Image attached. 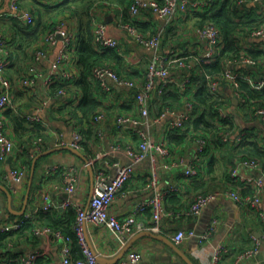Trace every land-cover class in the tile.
I'll list each match as a JSON object with an SVG mask.
<instances>
[{
    "label": "crops",
    "instance_id": "0c3cea01",
    "mask_svg": "<svg viewBox=\"0 0 264 264\" xmlns=\"http://www.w3.org/2000/svg\"><path fill=\"white\" fill-rule=\"evenodd\" d=\"M22 1L24 6L31 8V10L32 7L36 8L35 13H37L36 10L40 13L37 8L42 10V12L44 11L43 15H47L49 10H51L50 6L44 7L45 5L38 3L37 0ZM248 5L253 6L260 12H264V4L253 3ZM192 11L189 10L175 18L173 22L168 23L152 12H145L141 16L133 17L129 10L130 20L128 21L138 20L143 23L141 29L145 34L149 35L158 32L161 35L160 45L163 53L174 54L177 52L180 55H191L205 51L207 47L206 42L201 40L194 32L196 18L192 15L193 13H190ZM11 13L10 0H2V3H0V31L6 32L11 37V50L14 53L15 62L8 69V74L14 87L13 105L4 110L0 109V113L5 116L9 134L14 138L17 149L11 155L12 161L7 160L3 171L0 173V224L9 220L20 219L25 213L37 208L41 211L42 205L46 202L42 196L43 192L49 194L48 199L54 205L60 206L62 202L70 197L79 204L87 206L91 197L90 165L93 167L95 175L98 167H103L108 172L113 173L112 162L115 160L123 164L133 162L125 151H117L113 149V145L118 143L124 145L127 142L135 143L138 140L137 135L131 130H118L115 126L114 117L118 114L140 115L139 105L135 99V91L133 89L114 86L115 90L107 93L98 84L99 88L96 90L98 81L91 74L89 75L90 79L94 83L97 81L94 86L96 90L95 96L104 103L103 109L100 110V112L105 114L103 124L96 122L95 119L91 123L83 122L80 119L72 121L70 115L59 112L58 105L67 101L72 92L68 91V95L58 97L56 93L52 94L50 92V83L52 81H47L46 79L56 71L55 61L61 42L54 46H46L48 56L39 62L34 84L32 86H24L21 83V77L29 74L28 70L34 63L35 49L44 36L42 35L36 41L38 37L34 39V34L30 31L16 35L17 31L13 27L15 24L14 19H17L21 24L24 21ZM90 13L92 18V14H94L95 17L105 20L108 24L109 33L120 40V46L117 50L121 60L106 59L104 62L109 63L127 77L143 80L152 52L137 43L128 31L120 26V22L124 19L123 7L110 1H98L90 9ZM63 17L61 16L59 19ZM62 21H64L62 27L64 31L69 30L72 25L76 27V32L79 31L78 18L56 20L57 24ZM34 27L30 28L33 33H35ZM42 27L39 26V30ZM23 42L32 43V46L24 48L21 46ZM247 43L251 48L260 49V46H264V38L249 37ZM77 65L71 62L65 64L67 69L75 74L74 80L81 76ZM260 70V73L264 72V65ZM172 71L177 74L176 69ZM179 75L181 74L179 73ZM224 92L225 96H228L233 102L229 107L231 116H234L242 128H256V132L260 131L261 141L264 145V120L255 115H250L246 118L245 116L249 112H244L240 106V101H234L235 97L231 88L224 86ZM156 93L152 97L151 105L154 101L156 102ZM184 100L185 97L181 103H176L174 107L182 109ZM9 108H13L14 111L24 116L26 122L23 125H17L16 121L5 114ZM151 110V114L153 113L152 115H154L157 107L153 105ZM36 112L42 117L40 121H32L27 118L28 114ZM35 123H40L46 129L45 132L42 131L44 133L38 135L43 137L42 150L33 147L34 140L38 136L33 138L32 143L29 142V139L37 129ZM75 123L85 129L98 127V131L101 125L105 124V128H103L105 129L104 135L87 132L81 138L83 146L79 149L87 156L88 161L70 149L63 147L70 144ZM146 129L155 138L166 137L168 139L170 132L167 130L165 121L160 124L152 123ZM241 132L235 129L232 131V135H237ZM198 137L194 136L186 139L185 142L178 145L170 144L172 154L169 158L160 160L159 163L162 166L159 168L158 182L155 187L149 186L152 179L151 161L145 159L138 163L133 162L135 167L133 176L124 188L118 192L110 205V210L116 212L120 217H124L133 210L138 202L149 199L154 192L178 193L181 196V202L170 203V211L173 214L164 215L160 230L153 232L174 241L173 236L179 230L194 231L193 235L187 236L182 243L178 244L194 261H197L198 264H209L212 250L218 245H223L225 247L224 262L226 264H234L236 257L240 253L255 246V237H261L264 233V219L261 218L258 210L247 203L239 204L229 197H220L205 206L200 216L193 217L188 214L191 208L190 204L198 193L218 189H233L244 197H248L253 190V186L248 184L244 177L249 175L258 176L261 173L259 170L243 166L238 169L237 174H234V169L240 159L234 156L230 159V151H226L231 149L230 146H233L234 142H229V144H226L227 148L223 149V147L215 145L209 140L207 149L201 157L199 173L195 176H185L183 174L185 168L197 155L198 144L196 139ZM60 142L65 144H60ZM21 146H25V150L22 151L20 149ZM59 147L63 148L45 154L37 160L32 183V187L34 186L35 189L32 190L31 188L27 209L24 214H20L25 205L24 199L28 190L32 165L28 176L22 181H15L6 175V172L14 164L24 161V156L26 155L34 156L35 152L39 154V152ZM260 162L264 168V163L261 160ZM166 163H168V167L165 166ZM53 164H60L62 167L68 165L78 166L79 179L75 192L70 195L66 192L61 172L46 176L47 168ZM5 189L9 191L11 198ZM53 208L55 207L50 209ZM59 208L61 210L60 218H62L66 209ZM262 208L264 209V190ZM35 218L31 222H35ZM139 219L146 224H150L151 211L147 210L145 213L140 214ZM214 219L218 220L216 229L209 233ZM36 223L39 224L40 222ZM88 230L90 243L99 254V259H102V261L99 260V264H119L120 260L127 257L132 250L142 253V258L138 264H188L163 238L140 235L139 232L141 231H139L133 234L125 245H121L104 225L89 223ZM206 234L207 236L204 237ZM11 241L7 250L8 254L4 258L5 264H21L20 257L22 254L36 251H38V255L35 264H38L39 258L45 262L44 264H62L60 242L51 234L34 235L33 231L28 229L22 237L14 233ZM129 244L130 247L126 250ZM261 248L264 250V240L260 246ZM124 251L125 253H123ZM256 264H264V261Z\"/></svg>",
    "mask_w": 264,
    "mask_h": 264
},
{
    "label": "built area",
    "instance_id": "2783aa9c",
    "mask_svg": "<svg viewBox=\"0 0 264 264\" xmlns=\"http://www.w3.org/2000/svg\"><path fill=\"white\" fill-rule=\"evenodd\" d=\"M44 2L53 3L58 0H42ZM217 0H133L130 5V13L133 17L143 15L145 12H152L160 19L166 22H173L175 18L184 14L189 10H204L212 2ZM2 3V0H0ZM241 5L261 3L264 0H238ZM11 10L13 15L22 19L26 24H31L35 20V13L24 6L22 0H10ZM264 8V5H263ZM92 18V28L94 34V45L97 48L111 47L118 48L120 40L109 33L108 24L105 20L95 17ZM64 24L60 22L56 28L44 35L39 42L34 53V63L28 70V75L21 77V83L24 86H32L35 82L38 73L39 62L48 56L47 45L54 46L61 42L59 53L55 61L56 71L51 74L46 80H61L66 82H73L75 74L65 64L71 62L77 65V55L75 47L76 27L72 25L69 30L62 29ZM120 26L128 31L134 40L140 45L144 46L152 52L151 58L146 66L145 78L138 80L132 77H127L117 71L112 65L107 62L97 63L92 67V75L100 83V86L106 92H112L114 86L126 87L135 91V99L139 105L140 115L132 114H118L114 117L115 126L118 130H131L137 135V142H127L123 144L113 145V149L117 151H125L133 162L138 163L145 159L151 161V181L149 186L155 187L158 182L159 168L162 166L160 160L169 158L172 154L170 141L166 137L155 138L151 132L146 129L152 123L160 124L165 121L167 123V130L175 128H182L186 122L196 112L197 109L194 101L189 100L187 94L188 84L191 82L190 74L194 69V64L202 62L204 64H212L215 57L221 52L224 46V35L219 26L212 22H208L203 26L194 28L195 34L206 42V50L197 54L180 55L176 53H163L161 51V35L156 32L152 34H145L140 31L135 25L129 22H120ZM245 32H238V37L242 38L244 48L250 47L247 40L243 37ZM249 37L264 38V25L254 27L248 34ZM11 37L6 32L0 31V109L4 110L13 105L14 87L11 78L8 76V68L13 61V54L11 50ZM264 49V46H260ZM262 60L250 56L247 51H243L238 57L225 59V68L223 72L218 75L206 74L207 85L212 94L216 96H225L224 86H228L233 91V95L238 101L245 104L242 107L244 112H249L255 116H259L264 120V104L249 103L244 97L240 81L243 79L247 81L254 89L261 90L264 88V72ZM244 68H251L254 71L242 70ZM173 69L177 70V74L173 73ZM59 71V72H58ZM179 73L181 75H179ZM171 84H176L182 92H185L184 106L178 109L174 106H166L160 113L151 114V100L156 92H161ZM68 95L66 88H60L56 96L60 97ZM237 101V102H238ZM230 105L226 102L218 103L215 109L222 116H229ZM154 116V117H153ZM153 117V118H151ZM27 118L32 121H40L42 117L38 112L30 113ZM96 122L103 124L105 114L98 112L94 116ZM105 125V124H104ZM101 125L99 128V135H104L105 128ZM245 135L242 131L237 135H232V131L223 133V141L234 144L240 142ZM81 127L74 124V130L70 145L76 148L81 147ZM198 144L197 155L190 161L184 170V175L187 177L195 176L199 173L201 167V157L206 151L209 140L206 137H198L196 139ZM43 137L40 136L34 140L33 147L42 150ZM60 144H65L60 142ZM25 146H21L23 151ZM17 149L14 138L9 134L8 124L5 116L0 113V173L4 169L8 158L14 154ZM123 164L118 160L112 162L113 173L108 172L103 167H98L94 175L93 193L89 199L88 205H82L67 198L60 206L54 205L49 201V194L43 192V198L46 202L42 205V210H49L52 207H61L63 209L73 206L77 210V218L74 224V230L77 234L78 241L82 249V256L74 257L72 252L73 238L64 233L60 229H55L50 225H36L33 228L34 235L51 234L60 242V252L62 256V264H99V254L94 250L90 243L88 224L94 223L106 226L117 241L121 245H125L129 238L136 232L142 230L159 231L160 224L164 215L173 214L165 208L164 198L166 191L154 192L149 199L138 202L133 210L120 217L116 212L110 210L112 201L121 191L128 181L132 178L134 173V163ZM168 162V161H167ZM168 167V163L165 164ZM234 169V174H237L240 167L252 168L260 171V175H249L244 177L248 184L253 186V192L248 197H244L238 191L233 189L214 190L198 193L191 205L188 214L193 217L201 215L203 208L211 201L220 197H229L239 204L247 203L251 207L258 210L262 219H264V209L262 208V197L264 190V168L262 164L255 159H240ZM30 171V164L28 162L20 161L14 164L6 175L10 176L15 181H22ZM79 169L76 165H68L62 167L60 164L50 165L46 170V176H51L56 172H61L64 178V186L66 192L70 195L76 191L79 179ZM147 210L151 211V223L146 224L139 219V215L145 213ZM39 212V209L25 213L20 219L9 220L0 224V233L13 232L22 229L27 221L34 219ZM217 219H214L211 230L213 232L217 226ZM194 231L186 232L179 230L173 236L176 244L182 243L187 236L193 235ZM204 235V237H206ZM264 240V233L261 237H255V246L240 253L234 264H242L254 256L260 249L262 241ZM223 245H218L212 250L209 264H226L224 262ZM36 252H29L22 254L20 257L21 264H35L37 259ZM142 258V253L137 250H132L127 257L120 260L119 264H138ZM0 264H5L4 256L0 253Z\"/></svg>",
    "mask_w": 264,
    "mask_h": 264
},
{
    "label": "trees",
    "instance_id": "16d2710c",
    "mask_svg": "<svg viewBox=\"0 0 264 264\" xmlns=\"http://www.w3.org/2000/svg\"><path fill=\"white\" fill-rule=\"evenodd\" d=\"M98 1H110L122 6L124 10L123 21L135 25L140 31H142L141 26L143 23H140L138 20L128 21L130 20V5L133 0H58L53 3L37 0L38 3L45 5L44 7H51V10H49L47 15H43L44 11L42 12V10L39 8L37 9L40 13H38L37 10V13H35L36 8L32 7V11L35 13V20L33 23L26 24L25 22H22L21 24L17 19H14L15 24L13 27L17 31L16 35H21L23 32L25 33L26 31H30L32 34H34V39L38 37L36 39L37 41L42 35L44 36L46 33L51 32L56 28L55 25L57 24V19L61 21L65 18H78L80 25L79 31L76 34L75 47L78 58L77 66L80 70L81 76L77 77L73 82L52 80L50 83V92H52V94L57 93L60 88H66L69 92H72V95L69 96L67 101H64L58 105L59 112L70 115L72 117V121L80 119L83 120V122L85 121L91 123L94 121V116L97 115V113L100 112V110L104 107V103L95 96V91L99 88L100 83L96 81L97 88L95 90L94 86L96 82L94 83L89 77L90 74L92 75V67L97 63L104 62L106 59H115L118 61L121 60L117 48H97L94 45V34L91 27L92 17L90 9L95 4H97ZM218 1H220L219 5L217 4ZM190 13H193L192 15H194L196 18L194 23L195 27L203 26L208 22H212L219 26L224 35V46L221 52L215 57L216 59L212 64H204L202 62L194 64V69L190 74L191 82L188 84L187 94H189V100L194 101L197 109L200 110H196V112L186 122L184 127L170 130L168 135L170 144L178 145L185 142L186 139L192 138L194 136H202L206 137L215 145L226 149V144L229 143L223 141V133L237 129L239 132L244 131L245 135L240 142L236 144L233 143V146H230L231 149L226 150L230 151V159H232V156H234L235 158L239 159H255L259 162L261 160L264 163V145L261 141L262 136L260 131L256 132V128H242L240 123L235 120L234 116H231V113L229 116L220 115L215 109V106L221 102H226L228 105L233 104V102L228 96H216L212 94L209 90L206 79L207 73L216 76L223 72L225 68V59L238 57L244 50L247 51L250 56L260 59L264 62V50L258 48L257 50L251 47L244 48L242 38H239L237 35L238 32H245L246 34L244 33L245 35L243 37L248 40V34L254 27L264 25V12H260L253 6H249L247 4L241 5L238 3V0H217L216 2L213 1L204 10H195ZM61 16L64 17L59 19ZM39 26L43 27L39 30ZM32 27L35 28V33L31 31L30 28ZM21 46L24 48H30L32 43L23 42ZM12 54L14 60V53L12 52ZM14 62L15 60L10 64L11 67L13 66L12 64ZM242 70L254 71L251 68H244ZM260 72L261 71L256 73ZM240 85L244 92L243 95L249 101V103L264 104V88L261 90L254 89L247 81L243 79L240 81ZM156 94V102L154 101V103L151 105L152 109L153 105L157 107V111H155L156 113H160L166 106H175L176 103H181L186 96L185 92H182L176 84H171ZM240 106L245 107V104L240 102ZM5 114L12 118V120L16 121L17 125H23L24 122H26L24 116L14 111L13 108L6 110ZM250 115L253 114L247 113L245 117L247 118ZM35 127L37 129L34 131V135L29 139L30 143H32L33 138L37 137L41 133H44L46 130L45 127L40 123H35ZM87 132H95L98 135V127H90L88 129L83 127L81 128L82 136L87 134ZM81 146H83V140H81ZM37 155L38 152H35L34 156H24V162H28L31 166L33 159ZM34 189L35 187L33 186L32 190ZM251 192H253V190ZM180 198L181 196L178 193H167L164 198L165 208L170 211V203H179L181 202ZM192 203L193 202L191 201V204ZM65 209V215L62 218H60L61 210L59 207H55L47 211L41 210L37 213L35 222H31L32 219H30L27 221L25 226L18 231L0 233V253L2 256L5 258V256L8 254L7 250L9 244L12 242V235L14 233H17L22 237L26 230L30 229L33 231V228L36 226V224L50 225L53 228L60 229L64 233L70 235L71 238H73L72 252L74 257L82 256V249L78 241L77 234L74 230V224L77 218V210L73 206ZM29 222L31 223L28 224ZM36 222L40 223L38 224ZM37 263L44 264L45 262L39 258Z\"/></svg>",
    "mask_w": 264,
    "mask_h": 264
},
{
    "label": "water",
    "instance_id": "95a60500",
    "mask_svg": "<svg viewBox=\"0 0 264 264\" xmlns=\"http://www.w3.org/2000/svg\"><path fill=\"white\" fill-rule=\"evenodd\" d=\"M235 102H237V98L234 99ZM64 148L70 149L71 151L75 152L76 154L80 155L84 160L88 161L87 156H85V154L76 147L71 146L70 144L63 146ZM63 147H59V148H52V149H48L45 150L44 152L39 153L32 162V170H31V176H30V180L28 183V190L26 192L25 195V199H24V203L25 205L23 206V209L21 210L20 214H24L26 209H27V205L29 202V198H30V193H31V188H32V183H33V178H34V172H35V166H36V162L37 160L45 155L48 154L56 149H60ZM8 161H12V157L10 156L8 158ZM91 168V192H90V196L93 193V187H94V170L93 167L90 165ZM6 192L8 193V196L11 198V194L9 193V191L7 189H5ZM140 235H151L154 237H159V238H163L168 244H170L176 252H178V254H180L182 256V258L188 263V264H197L189 255H187L179 246L178 244H176L174 241L170 240L169 238L163 236V235H159V234H155L153 231L151 230H143L141 232H139ZM130 247V244L128 245V247L126 248V250ZM125 250V251H126ZM125 251L123 253H125ZM100 261H102V259H99ZM260 261H264V250L261 248L254 256H252L251 258H249L244 264H256Z\"/></svg>",
    "mask_w": 264,
    "mask_h": 264
},
{
    "label": "rangeland",
    "instance_id": "374dc122",
    "mask_svg": "<svg viewBox=\"0 0 264 264\" xmlns=\"http://www.w3.org/2000/svg\"><path fill=\"white\" fill-rule=\"evenodd\" d=\"M218 5L220 4V1H218V3H217Z\"/></svg>",
    "mask_w": 264,
    "mask_h": 264
}]
</instances>
